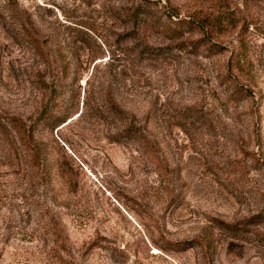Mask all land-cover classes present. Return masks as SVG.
Segmentation results:
<instances>
[{
	"label": "rangeland",
	"instance_id": "obj_1",
	"mask_svg": "<svg viewBox=\"0 0 264 264\" xmlns=\"http://www.w3.org/2000/svg\"><path fill=\"white\" fill-rule=\"evenodd\" d=\"M0 264H264V0H0Z\"/></svg>",
	"mask_w": 264,
	"mask_h": 264
},
{
	"label": "trees",
	"instance_id": "obj_2",
	"mask_svg": "<svg viewBox=\"0 0 264 264\" xmlns=\"http://www.w3.org/2000/svg\"><path fill=\"white\" fill-rule=\"evenodd\" d=\"M142 12L137 7L136 9H134V11H132L131 17L135 18L136 15L138 16L140 14H146L145 11L143 13ZM172 16H173L172 14L167 15V18H168V21L170 22L171 27L170 26L168 27V25H165V24H160V23H157V24L163 32L171 35L174 38H179V36L182 32V29L188 28V27L191 28L192 26L197 24L196 22L189 20V19L187 20V19L172 18ZM151 21L157 22L156 20H154V18H152ZM233 86L236 87L233 89V92H236V94H240L242 91L244 93H247L241 87L236 86L235 84ZM46 106H49V105L46 104ZM46 106L41 111L40 115L34 121H32L29 124H25L20 119H17L15 117H10V122L16 130L17 135L19 137V140H21L22 144L24 145L26 150L29 152L31 158H34L33 160H35L36 162H37V160H39L40 151H41L39 144L37 143V141L34 139V136H33L37 125L40 122H44L46 124L51 123V122L56 123L55 120L62 119V118L55 117V115H52L51 109H49ZM113 112L116 115H121V116L124 114L117 107H114ZM122 132H123L122 137H131L132 138V137H135L137 135L136 128L131 127V126L123 129ZM227 230L229 232H233V233L238 231V229L235 225H229ZM195 242L197 244H200V241L197 239ZM191 243H192V241H181V242H175V243H173V245L175 247H177L178 249L184 250L186 248H189Z\"/></svg>",
	"mask_w": 264,
	"mask_h": 264
}]
</instances>
